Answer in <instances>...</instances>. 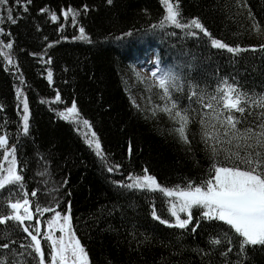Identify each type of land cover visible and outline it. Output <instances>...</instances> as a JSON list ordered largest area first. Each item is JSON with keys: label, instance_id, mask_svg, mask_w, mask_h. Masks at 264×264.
Here are the masks:
<instances>
[{"label": "trees", "instance_id": "obj_1", "mask_svg": "<svg viewBox=\"0 0 264 264\" xmlns=\"http://www.w3.org/2000/svg\"><path fill=\"white\" fill-rule=\"evenodd\" d=\"M170 2L178 6L182 23L197 19L209 35L194 27L178 29L167 23L156 27L166 16L161 0H112L111 4L108 0H21L20 4L9 0L0 7V41L13 44L11 50L0 48V135L7 137L5 148L15 147L17 172L23 169L29 199L35 189L40 205L69 213L71 229L89 264H264V245H248L238 256L240 237L222 221L200 220L192 232L199 208L192 209L194 220L187 229L169 227L152 216L155 209L161 219L175 222L160 190L123 186L131 183L129 176L143 175L145 169L162 188L184 187L189 181L199 185L209 179L213 164L220 166L224 156L214 158L202 139L200 120L210 111L203 104L224 81L247 97L264 96V0ZM7 8L13 9L15 24L6 18ZM70 8L80 13L75 22L71 14L63 15ZM53 13L56 21L51 19ZM80 27L87 41L76 39ZM212 39L243 50L230 53L215 48ZM4 51L11 52L13 64ZM157 60L159 69L175 77L171 101L161 98L162 89L147 92L130 78L133 67L148 61L157 67ZM17 89L28 101L27 134L23 97L17 98ZM199 96L204 97L203 104ZM73 101L100 140L104 159L74 123L58 115ZM173 101L190 118L188 144L174 131L178 123L158 110ZM262 112L249 102L237 127L255 128ZM4 152L0 148V167ZM109 167L114 170L108 171ZM38 171L41 178L35 176ZM15 189L16 185H6L0 190V212L5 215L12 212L9 194ZM31 211L36 217L31 223H0V245L9 244L0 247L5 264H35L20 255L25 251L20 245L31 239L23 226L38 227L37 221L42 226L51 212L35 213V203ZM225 233L232 238L231 245L222 238ZM38 239L48 262L50 246L41 235ZM213 239L221 243H210ZM230 246L232 251L223 255ZM31 255L39 259L34 251Z\"/></svg>", "mask_w": 264, "mask_h": 264}, {"label": "snow or ice", "instance_id": "obj_2", "mask_svg": "<svg viewBox=\"0 0 264 264\" xmlns=\"http://www.w3.org/2000/svg\"><path fill=\"white\" fill-rule=\"evenodd\" d=\"M8 3L9 0H0V7L7 6ZM14 3L20 4L21 0H14ZM27 3H31V0H27ZM108 3L111 4L112 0H108ZM163 3L167 14L156 27L164 28L166 23L174 25L178 29H190L194 27L204 32L206 36L209 35L197 19H192L190 23H182L178 19L180 16L178 6L170 3L169 0H163ZM27 10L25 6L24 11ZM86 10L87 6H85ZM69 14L72 15L73 22H75V17L80 13L71 8L63 13L65 18ZM6 18L13 24L17 22L13 17L12 8H7ZM51 19L56 21L57 16L53 13L51 14ZM0 23H3V20H0ZM79 33L80 35L76 39L88 40L83 27L79 28ZM0 34H3L2 29H0ZM188 34L196 35L193 32H189ZM211 44L218 49H227L230 53H237L243 50L230 47L219 39H212ZM12 47L13 44L11 42L4 44L3 41H0V48L11 50ZM261 47L264 48V45H261ZM3 55L7 58L9 64L14 63L10 51H4ZM48 62L50 63V60ZM156 63L157 69L152 71L151 75L159 80V88L163 90L161 98L171 101L170 88L176 87L175 77L159 69L158 60ZM47 78L49 82L52 81L51 71L47 73ZM234 93L235 95H233ZM192 96H197V93L193 92ZM22 97L23 132L27 134L29 131L28 101L24 97L23 92L17 89V98L21 99ZM197 99L203 104V96H199ZM207 99L208 102L203 104V107L210 111L204 112L200 120L202 139L208 145L214 158L220 155L224 156V160L218 162L220 166H217L215 163L213 164L210 178L199 185L189 181L184 187L177 185L174 188H162L157 182L156 177L147 174V169H145V174L143 175L129 176L128 180L131 183H126L123 186L130 189H159L167 197H175V202H170V213L175 218L174 223H169L167 219H161V216L157 214L155 209L152 211L154 219L159 220L162 224H167L169 227L187 229L194 220L193 208L200 209L199 219L196 220L195 226L192 228V232L194 233L200 225V220L207 219L224 222L240 237L238 241L239 251L237 253L240 256L248 245H264V112L260 114V122L255 128L246 127L241 130L237 126L241 124L249 102L256 107L264 109V96L258 99L247 97L245 94L240 93L236 87L224 81V86L216 89V95L210 96ZM56 100H60L59 94H57ZM158 110L166 112L171 119L178 123V127L174 131L185 144L190 143L186 131L190 119L187 111L178 109L177 103L174 101L171 102L170 107L166 105ZM235 113H239L240 116L237 117ZM249 114L251 115L252 113L249 112ZM58 115L65 120L71 119L77 124L82 123L88 129H91L89 121L80 117L75 101L72 102L70 107L66 108V112H59ZM85 139L88 145L95 150L96 155L104 159L101 143L96 137V133L91 132V138L86 133ZM6 144L7 137L0 135V148L5 149V159H7V154H9L8 149L5 148ZM10 155L12 159L9 162V166L6 169L0 167V172L6 173L0 175V190L4 189L6 185H16V189L9 194L8 207H10L12 212L7 215L0 212V217H2L0 218V223L12 220L23 225L25 220L32 221L34 214L31 211V205L35 203V213H55L54 217L48 221V227L51 229L58 224L61 216L60 212L56 211L53 207L40 205L38 200H36L37 190L35 189L30 193L32 200L29 199V193L23 182V169L21 168L20 172H17L15 147L11 149ZM113 170V167L108 168L110 172ZM14 197L19 198H16L15 202H12ZM56 203L58 205L59 201ZM20 209L24 210L23 215L20 214ZM180 213H185L186 217L181 218ZM62 219L64 223L59 226V230L61 233H64L66 228H68V240L63 235L58 238H53L52 235L44 237L46 240L51 241V251L49 253L51 264H69L70 259L73 261V264H89L85 249L80 244V241L75 239L74 234L71 233L69 228L70 215H65ZM30 228L32 229L31 231ZM23 232L27 233V236L31 239L27 245H20L25 250L20 255L27 256L32 261H35V264H45V252L41 247L40 239H38V236H40L39 228L25 225L23 226ZM33 232L36 234H33ZM222 238L231 245L232 238L227 233ZM210 243L220 244L221 239H213ZM0 247L8 248L9 244L4 243ZM30 250L37 253L39 259L32 256ZM231 251L232 247L230 246L223 255L227 256L228 252ZM0 264H5V261L0 260ZM237 264H240V262L238 261Z\"/></svg>", "mask_w": 264, "mask_h": 264}, {"label": "rangeland", "instance_id": "obj_3", "mask_svg": "<svg viewBox=\"0 0 264 264\" xmlns=\"http://www.w3.org/2000/svg\"><path fill=\"white\" fill-rule=\"evenodd\" d=\"M161 1L163 3V0H161ZM169 2H170V0H169ZM163 5H164V3H163ZM164 8H165V12L167 14V10H166L165 5H164ZM156 69H157V67L154 65V63L148 61V62L144 63L143 66H135V67H133L132 68V76L130 78L133 81L136 82L137 86H139L140 88H143L145 91H147V92L154 91V92L157 93L156 89L159 88V80L156 77H153L151 75V72L155 71ZM133 81H132V83L134 84ZM137 91H139V90H137ZM135 100L138 101V98H135ZM69 120L78 127L79 132L81 133V135L84 138H85V134L86 133H87L88 137L91 138V132H92L91 129H88L82 123L77 124L73 120H71V119H69ZM6 149H8V153L9 154H7V159H5V152H4V158H3V164H2V168H4V169H6L9 166V162L12 159V157L10 155L11 149H9V148H6ZM3 174H6V173L1 172V175H3ZM35 176L37 178H41L43 176V174H42V172L38 171L35 174ZM155 190H159V189H155ZM166 198H167L168 203H169V211H170V207H171L170 202H175L176 198L175 197H167V196H166ZM20 214L21 215L24 214V210L23 209H20ZM60 214H61V216H60V219L58 221V224L53 226L51 229H49V227H48V221L51 220L54 217V215H55L54 212H51L49 217L47 219H45L44 225L41 226L40 221H38L39 231H40V235L42 236V239L46 240L44 238L46 235H52L53 238H58L61 235H63L65 237V239L68 240V228H66L64 233H61L60 230H59V226L64 223V221L62 219L63 216L69 215V213L66 212V213H60ZM179 215L181 216V218H185L186 217L185 213H180ZM35 219H36V217L34 216L33 220H35ZM173 219L175 220L174 217H173ZM69 228L71 230V233L74 234L72 229H71V223H69ZM74 237H75V239H77L75 235H74ZM46 241H47V243L50 246L51 241H48V240H46ZM45 264H51V260H49L48 262H45ZM69 264H73V261L71 259L69 260Z\"/></svg>", "mask_w": 264, "mask_h": 264}, {"label": "water", "instance_id": "obj_4", "mask_svg": "<svg viewBox=\"0 0 264 264\" xmlns=\"http://www.w3.org/2000/svg\"><path fill=\"white\" fill-rule=\"evenodd\" d=\"M29 222H32V221H29Z\"/></svg>", "mask_w": 264, "mask_h": 264}]
</instances>
